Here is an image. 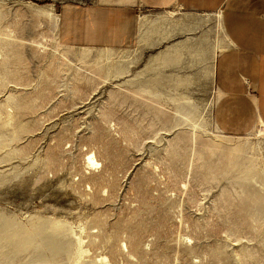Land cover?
Returning <instances> with one entry per match:
<instances>
[{
    "label": "rangeland",
    "instance_id": "374dc122",
    "mask_svg": "<svg viewBox=\"0 0 264 264\" xmlns=\"http://www.w3.org/2000/svg\"><path fill=\"white\" fill-rule=\"evenodd\" d=\"M64 2L0 0V264H264V137L206 148L237 139L211 119L215 16L145 12L142 48L84 49Z\"/></svg>",
    "mask_w": 264,
    "mask_h": 264
},
{
    "label": "crops",
    "instance_id": "0c3cea01",
    "mask_svg": "<svg viewBox=\"0 0 264 264\" xmlns=\"http://www.w3.org/2000/svg\"><path fill=\"white\" fill-rule=\"evenodd\" d=\"M176 8L221 15L222 41L211 69L218 134L243 138L254 127L264 130V0H66L59 39L68 47L115 50L138 38L133 49L142 48L147 21L140 20L139 30L141 14Z\"/></svg>",
    "mask_w": 264,
    "mask_h": 264
},
{
    "label": "bare ground",
    "instance_id": "6f19581e",
    "mask_svg": "<svg viewBox=\"0 0 264 264\" xmlns=\"http://www.w3.org/2000/svg\"><path fill=\"white\" fill-rule=\"evenodd\" d=\"M207 16L208 17L215 16V18H216L215 19L216 28L220 29V25H221V15H220V13L213 14V15H207ZM204 21L206 22V20H204ZM143 23H145V21ZM141 42H142V40H141ZM41 47L43 49L45 48V46H41ZM217 48H218V46H217ZM67 62L72 63V61L69 58H68ZM77 70L78 71H81L82 69L81 68H77ZM83 71L85 73L93 76V77L97 76V74L94 71H91V72L90 71H86V70H83ZM191 111H192V108L189 109V112H187V110L186 111L184 110V112H185L184 114H181L179 110H176V113L179 114L180 116H182L185 119V121H190L192 123V121H191V119L189 117V113H191ZM186 112H187V115H186ZM160 122H161V120H160ZM193 128H195V125L194 124H193ZM257 135H259V137H264V130L262 128L258 129ZM189 138L193 141V144L196 143V141H197L196 129H193L192 130L191 136ZM249 141H250V137L237 138L235 143H229V142H224V141H219V142L215 141L214 142L211 139V142H209L206 145V148L210 150V153L212 155H215L217 152H219L220 154H222L223 152H225V153L228 154V157H230V158L231 157L234 158V156H239L241 158L242 155L245 157V155L247 156V154H248L247 152L249 151V148H250ZM257 153L259 154L260 151L257 150ZM226 155H224V156H226ZM224 156H222V157H224ZM250 157L252 158V160H255L254 159L255 158V155L250 156ZM245 160H247V158H245ZM84 163H85V165H86L85 167H87V169L88 168H90V169H98L100 167V164H99L98 160L96 159L95 154L92 153V152L87 155L86 160H85ZM252 163H254V162H252ZM185 188H186V186H185ZM122 245H123L122 246L123 247V250L125 249L127 251L126 245L125 244H122ZM105 258L106 257L102 258L103 261H106Z\"/></svg>",
    "mask_w": 264,
    "mask_h": 264
}]
</instances>
